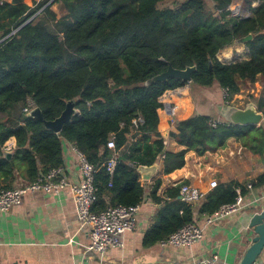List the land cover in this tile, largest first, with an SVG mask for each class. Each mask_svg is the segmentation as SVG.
Returning a JSON list of instances; mask_svg holds the SVG:
<instances>
[{
    "label": "trees",
    "instance_id": "trees-1",
    "mask_svg": "<svg viewBox=\"0 0 264 264\" xmlns=\"http://www.w3.org/2000/svg\"><path fill=\"white\" fill-rule=\"evenodd\" d=\"M166 1L171 0H38L33 6L26 0L0 2V41L5 38L0 42V189L14 187L22 166L31 182L63 165L64 141L97 168L96 212L141 203L147 188L138 167L153 165L163 154L162 169L168 174L185 165L187 152L217 151L234 138L264 161V124L222 121L214 126L213 117L201 113L175 121L170 136L185 148L167 151L158 109L165 100L173 101V90L189 83L172 77L145 84L170 63L179 69L196 65L190 84L226 88L228 101L248 83L260 80L264 85V0L257 6L245 0L246 17L231 14L234 0H184L161 7ZM250 33L253 38L245 45L249 58L228 63L218 58ZM71 99H76L77 112L59 133L23 111L32 101L45 120H53ZM255 99L264 113V86ZM11 137L16 148L9 159L3 147ZM111 137L120 154L113 174L105 164L114 153L107 146ZM184 183L163 197L157 194L160 180L151 188L150 196L160 207L145 245L196 221L194 207L179 199ZM237 189L243 198L251 189H264V172L246 183H219L208 191L199 212L213 214L235 202Z\"/></svg>",
    "mask_w": 264,
    "mask_h": 264
},
{
    "label": "crops",
    "instance_id": "crops-1",
    "mask_svg": "<svg viewBox=\"0 0 264 264\" xmlns=\"http://www.w3.org/2000/svg\"><path fill=\"white\" fill-rule=\"evenodd\" d=\"M34 1L38 0H26L30 6H33ZM231 6H239L243 14L249 13L245 0H234ZM246 49L244 45H232L223 50L221 58L227 63L235 61L242 58L243 54L247 56ZM263 86L258 80L251 84L249 93L254 94L255 98L259 97ZM194 87L199 89L202 100L193 95ZM222 92L219 86L201 89L190 83L172 91L173 101L165 100L164 106L158 109L161 135L167 141V151L177 152L185 148L170 136L176 128L171 126L168 104L178 105V120L195 113L210 115L211 111L216 114L213 120L224 121L216 106L224 102ZM242 92L243 89L232 101ZM237 102L241 101L233 104L243 106ZM262 124L264 119L257 126ZM7 141L16 147L15 137ZM63 156L70 181H81L83 173L79 155L76 147L68 141L63 142ZM263 172L264 161L261 155L251 152L234 138L217 151L201 155L195 151L187 152L185 165L168 174L163 173L159 161L158 172L151 179L145 180L140 174L147 193L136 214L135 228L124 233L123 247L109 249L104 257L86 249L90 242V229H80L78 207L70 187L54 192H28L19 204L8 211H0V264H186L215 255L218 257L217 264H239L255 236L250 218L253 213L264 209V189H251L246 197H242L243 207L239 211L212 223H207L205 214L199 212L200 206H196L195 223L203 229L204 235L190 247H163L159 243L145 245V235L154 224L160 207L150 196V190L157 180L161 181L157 194L162 197L167 190L182 182L208 190L213 178L219 183L231 179L246 183ZM27 181L25 167L22 166L15 173L12 184L16 187ZM258 261H264V250Z\"/></svg>",
    "mask_w": 264,
    "mask_h": 264
},
{
    "label": "built area",
    "instance_id": "built-area-1",
    "mask_svg": "<svg viewBox=\"0 0 264 264\" xmlns=\"http://www.w3.org/2000/svg\"><path fill=\"white\" fill-rule=\"evenodd\" d=\"M258 0L252 3V6H257ZM231 14L238 17H246L248 14H243L239 6H229ZM246 57L248 58V49H246ZM218 58L225 62L218 54ZM237 60V59H236ZM224 99L229 95L228 89L222 88ZM254 93V92H253ZM254 96L251 92L249 93ZM227 103H234L236 101H242L243 96L238 95L234 101L233 98ZM165 104V103H164ZM35 107L34 102L30 101L23 111L29 113L32 108ZM178 105L176 103L168 104V111L171 116V126H174L177 120ZM222 121H212V124L216 126ZM166 140V139H165ZM107 146L114 150L112 157L105 163L107 171L113 174L116 164L119 160V152L116 151V142L114 137H111ZM16 147L6 141L4 144V150H14ZM77 149V148H76ZM79 155V164L83 173V179L78 182L70 181L66 168L63 165L51 168L46 174H39L37 178L26 184L16 186L9 189H0V211H8L13 206L19 204L23 195L28 192H54L59 191L62 188L70 187L72 190L78 207V214L80 220V229L89 227L90 229V242L86 245L88 251L98 252L102 257L111 248H121L124 245L123 235L125 232L133 230L136 226V214L140 209L141 203L135 205H116L108 206L102 211H94V207L98 200V187L95 183V177L97 168L88 160V158L77 149ZM165 157L163 154L159 161ZM111 185V183H110ZM219 185L216 178L210 180L208 190H204L194 184L184 183L180 188L181 200L192 207L200 206L206 198L208 191ZM251 188V184L248 185ZM239 196L237 200L230 204H225L220 207L213 214H205L207 223H212L216 220L230 216L239 211L242 205L241 190L237 189ZM144 199V198H143ZM203 229L195 222L188 223L170 234L168 237L162 239L159 244L163 247H190L203 238ZM218 257L212 256L204 259L193 260L186 264H217ZM256 264H264V261H257Z\"/></svg>",
    "mask_w": 264,
    "mask_h": 264
},
{
    "label": "water",
    "instance_id": "water-1",
    "mask_svg": "<svg viewBox=\"0 0 264 264\" xmlns=\"http://www.w3.org/2000/svg\"><path fill=\"white\" fill-rule=\"evenodd\" d=\"M217 15L220 14L217 13ZM15 31H13L12 33H14ZM252 38L253 35L250 33L247 36L236 39L234 41V45H246V43L249 42ZM210 67H212L211 61ZM196 68V65H192L187 66L184 69H179L169 63V66L166 71L151 77L146 81L145 84L151 85L154 82L166 81L167 79L172 77H179L187 81L188 83H191L192 72L195 71ZM75 104L76 99H71L67 101L65 109L58 117L53 120H45L43 117L42 110L38 106L33 107L32 110L27 113V115L35 116L44 120L46 128L51 129L56 133H59L62 130L64 124L66 122L71 121L72 116L77 112ZM216 106L218 114L223 118L225 122L244 125H258L264 119V113L257 108L255 101H249L244 106H238L233 103L227 102L218 103ZM165 142L167 144L166 140ZM3 153L7 158H11L14 154V150H4ZM158 169L159 160L156 161L153 165H140L138 167L139 173L145 180L151 179L158 172ZM179 199H181V195H179ZM250 225L254 228L255 236L252 239L251 245L247 248L243 257L241 258L239 264H256L264 250V209L260 212L253 213L250 218Z\"/></svg>",
    "mask_w": 264,
    "mask_h": 264
},
{
    "label": "rangeland",
    "instance_id": "rangeland-1",
    "mask_svg": "<svg viewBox=\"0 0 264 264\" xmlns=\"http://www.w3.org/2000/svg\"><path fill=\"white\" fill-rule=\"evenodd\" d=\"M182 1H184V0H171V1H166V2H164V3H161L160 4V6L161 7H166V6H174V4H175V2H176V4H180ZM51 2V1H50ZM53 9L57 12V14L58 15H60V13H59V10H58V6L55 4L54 6H53ZM236 45V44H235ZM234 44H233V46H235ZM238 46H243L242 44H237ZM245 46V45H244ZM246 51V50H245ZM219 56H223V51H222V53H220L219 54ZM249 56V55H248ZM236 57V56H235ZM243 57H246L244 54H243ZM232 60H234V58L232 59ZM250 87H251V84L250 83H248V85H246V86H243V92L241 93L242 94V96H243V100L241 101V102H237V103H239V104H243V106L245 105V104H247L249 101H255L256 99H255V97L253 96V95H251V94H249V91H250ZM198 88H196L195 89V87H194V89H193V95L195 96V95H197L198 96V100H202V96L201 95H199V93L200 92H198ZM191 94H192V91H191ZM222 95H223V100H224V102L226 101L225 99H224V94H223V92H222ZM235 103V102H234ZM256 103V102H255ZM209 114L212 116V117H214L216 114L215 113H212L211 111L209 112Z\"/></svg>",
    "mask_w": 264,
    "mask_h": 264
}]
</instances>
